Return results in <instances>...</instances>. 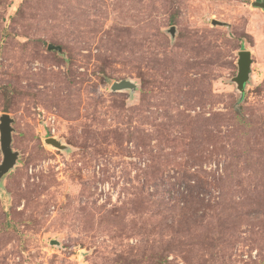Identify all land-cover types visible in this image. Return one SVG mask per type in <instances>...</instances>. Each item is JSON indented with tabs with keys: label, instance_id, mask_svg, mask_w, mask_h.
Returning a JSON list of instances; mask_svg holds the SVG:
<instances>
[{
	"label": "rangeland",
	"instance_id": "1",
	"mask_svg": "<svg viewBox=\"0 0 264 264\" xmlns=\"http://www.w3.org/2000/svg\"><path fill=\"white\" fill-rule=\"evenodd\" d=\"M257 1L0 0V264H264Z\"/></svg>",
	"mask_w": 264,
	"mask_h": 264
},
{
	"label": "water",
	"instance_id": "2",
	"mask_svg": "<svg viewBox=\"0 0 264 264\" xmlns=\"http://www.w3.org/2000/svg\"><path fill=\"white\" fill-rule=\"evenodd\" d=\"M253 6L264 11V0L254 2ZM212 25H219L224 27L226 26V23L214 19L212 20ZM170 34L174 36L175 28H172L170 30ZM48 49L50 51H57L60 54L63 52L60 46L54 44H49ZM253 63L254 62L251 51L243 50L238 52V73L237 76L233 79V83L236 85L237 91L241 94L245 92L246 85L248 84V82L251 81V75L253 73ZM111 90L113 92L129 90L131 91V93H134L137 90V85L130 79H124L121 81L114 82L111 87ZM13 123L14 119L8 113H4L0 117V145L3 155V160L0 163V185L2 183L3 177H5L15 168L20 156L19 152L14 151L12 147L14 131ZM45 144L61 151L69 150V147L66 144H64L55 137L45 139ZM54 242L59 245L57 241Z\"/></svg>",
	"mask_w": 264,
	"mask_h": 264
}]
</instances>
